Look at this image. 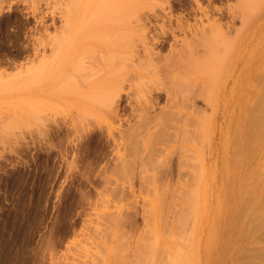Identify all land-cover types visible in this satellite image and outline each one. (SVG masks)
I'll use <instances>...</instances> for the list:
<instances>
[{"label": "rangeland", "instance_id": "1", "mask_svg": "<svg viewBox=\"0 0 264 264\" xmlns=\"http://www.w3.org/2000/svg\"><path fill=\"white\" fill-rule=\"evenodd\" d=\"M127 1L120 49L95 28L108 0H0V264H105L110 248L118 264H156L155 227L160 264L170 237L191 264H264V132L224 190L209 143L216 130L224 146L220 94L200 93L180 58L189 26L244 62L256 52L264 75V0ZM181 103L200 117L189 153Z\"/></svg>", "mask_w": 264, "mask_h": 264}, {"label": "bare ground", "instance_id": "2", "mask_svg": "<svg viewBox=\"0 0 264 264\" xmlns=\"http://www.w3.org/2000/svg\"><path fill=\"white\" fill-rule=\"evenodd\" d=\"M108 2H109L108 7H110L109 10L110 15H108V19L106 20L105 23L97 24L95 28H98V30H100L102 34L104 32L112 33L114 39L121 43L119 48L122 49L124 47L125 37H126L125 29L127 26V16L124 15V13L127 7L126 2L128 1L108 0ZM102 4H104V1L102 2ZM114 12H117V14H114ZM207 17H208L207 13L202 11V18H207ZM183 29H185L184 30L185 37L188 36L187 32H189V35H191L192 37L190 40L185 41L186 48L181 51L180 58L184 65L186 66L191 65L190 78L194 79L193 80L194 81L193 83H195L193 84L194 87L198 88L200 90V93H203L205 90L206 91L210 90L220 94L219 98L216 100V109H215L216 112L212 117V121L218 122L219 120H221L222 126L223 124H225L224 133H222L223 129L222 127H220L221 140L224 141V146L221 143L219 145L214 143V134L216 130H214L213 133H211L209 143H210L211 153L215 152L217 156L215 166H218V164L220 163L224 164V167L221 170V173L224 176L218 174L219 172H217L215 177L220 176L221 179L224 178L223 188L226 187V189L224 190H228V187L231 188L232 190L234 186L232 182H234L235 178H237L238 175L243 172V168L246 165H248V163L250 162L249 155H251V153L254 152L255 149L258 150V148H261L256 146L262 144V139L260 140V138L263 136L262 134L264 132L263 131L264 130L263 128L264 127V101H263L264 93H262L264 92V84L260 82L258 83V81L261 80L263 82L264 75L263 73L260 74L259 70L255 68V64H258L257 63L258 59L253 60L254 58H256L255 56L256 52H253L251 56H249L246 59V62H244V59L240 55L241 53H239V56L238 55L235 56L233 52L228 51L226 37L216 35L215 37L210 38L207 32L191 31L189 26H185V28ZM106 47L109 48L110 50L113 49L112 43H106ZM200 48H202L206 52V54L203 55L204 58L202 61L200 60V58L196 56ZM241 65L242 68L240 67ZM214 71H215V75L217 74L221 75V76L219 75L220 79L219 78L217 80L214 79L215 81H213L212 78H210L211 80L208 79V74L210 75V73L211 72L214 73ZM246 82L249 84V86L248 88L246 89L244 88L245 90H243V86ZM178 100H179L178 97L175 96L174 101L177 103ZM253 100L255 101L258 100V102L260 101L259 103L257 102L259 104V107L257 106L258 104H255L256 102H254V104L256 105L254 106V108L258 107V109H249L247 103ZM254 104L252 103V106ZM176 106L178 107L177 104ZM180 108L181 109H176L177 111L175 117L176 119L178 118L177 119L178 124H176L175 126H176V130L180 133L178 138H181V141H185V142H183L184 144L179 143L180 145L179 147L181 148L182 145L181 149H183L185 153L186 152L189 153L192 151L193 148V145L191 143L193 142L194 137H197V134H199L198 130H200L201 128L200 127L198 129L197 128L198 126L197 127L194 126L197 122L199 123L200 117L198 116L197 113L198 110L195 108L189 109L187 106H184L182 103ZM200 125L202 126V124ZM258 127H261L262 132L258 130L260 129ZM251 129L253 131H251ZM141 136L144 138L143 145H145L147 143L148 138L151 136V132L147 131L145 133H142ZM177 140L179 141V139ZM251 156L254 155L252 154ZM207 169L205 170L206 172ZM237 197L238 196L234 194L231 199L236 201L238 199ZM237 202L239 203V201L235 202L236 205ZM159 203L160 202H158V204ZM156 207L159 208L160 206L158 205ZM153 231H154V238H153L154 242L152 246L148 244L150 248L146 250L150 251L151 249V253L153 257L155 258L157 256L156 258H158V261L161 263L160 259H162L161 257H163L164 253L162 254L161 252L160 255H158L159 254L158 252H160L159 250V246L161 245L160 242L163 241L164 237L162 236L159 228L155 227ZM169 239L170 240L168 242L165 241V243L170 249V250L168 249L169 257L167 256L165 262L163 263L191 264V262L189 263L190 258L187 252L183 251L184 244L182 246V244L180 245L177 243L178 244L177 245L176 238L170 237ZM114 250L110 248V251H107V253H110V255L107 259L104 260L105 264H109L110 262L113 263L114 262L113 260L115 259H116L115 264L116 261L118 264L119 257L121 256V253L119 256V252H121V250L118 251V256L116 255V253L114 254L113 252ZM140 251L143 252L142 250ZM158 256H160V259ZM160 263H156V264H160Z\"/></svg>", "mask_w": 264, "mask_h": 264}]
</instances>
